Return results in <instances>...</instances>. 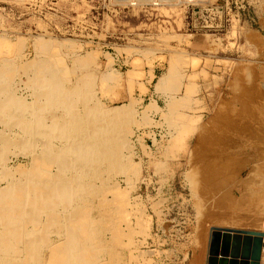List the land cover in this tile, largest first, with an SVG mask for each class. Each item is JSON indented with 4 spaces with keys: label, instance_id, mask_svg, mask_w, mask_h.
<instances>
[{
    "label": "rangeland",
    "instance_id": "obj_1",
    "mask_svg": "<svg viewBox=\"0 0 264 264\" xmlns=\"http://www.w3.org/2000/svg\"><path fill=\"white\" fill-rule=\"evenodd\" d=\"M240 2L216 21L184 5L165 14L103 0H0V69L19 95L32 93L26 65L45 61L59 87L87 83L90 111L124 107L85 181L94 264H205L218 216L264 230V0ZM72 106L80 111L82 97ZM45 242L32 252L0 246L9 264H43Z\"/></svg>",
    "mask_w": 264,
    "mask_h": 264
},
{
    "label": "bare ground",
    "instance_id": "obj_2",
    "mask_svg": "<svg viewBox=\"0 0 264 264\" xmlns=\"http://www.w3.org/2000/svg\"><path fill=\"white\" fill-rule=\"evenodd\" d=\"M178 5L182 4H163L152 8H157L167 14L168 11H174ZM184 6L189 8L186 5ZM118 7L125 8L123 6ZM199 8L200 11L197 14L201 18L203 15L210 18L211 14H214L216 21H220V11L215 5V0H207L206 3L199 5ZM231 24L237 25L238 20L232 19ZM26 67L25 70L35 69V73L31 77L29 76L28 82H26L32 91L27 96H21L17 90L15 91V89L11 88L7 82V80H10L8 77L11 73L9 72L7 77L4 70L0 69V245L10 246L15 242H21L24 249L26 248V250L32 252L36 246L35 244H42L41 242L45 240L46 242L43 245L44 254L42 256L43 264H94L95 262H92V257L94 256L93 224L92 220L90 221L87 218V206L82 205L87 200L89 190L85 181L87 171L94 170L96 165L103 161V156L108 154V139L106 136L108 133V122L110 119L122 115L124 107H116L108 112H103L101 111L102 109L94 107L96 111L92 112L87 106L91 91L87 87V83H84L85 81H82L85 86L67 90L58 86L55 74L45 61H32ZM58 77L60 78V76ZM262 88L264 94V86ZM75 96L82 97L80 111L72 106V100ZM93 114H95V121L91 122L90 116H93ZM262 137L263 143L261 147L264 149L263 131ZM257 158L259 157L257 156ZM20 159L26 164L20 163ZM12 160L17 161L14 166H10ZM128 165L130 164L128 163ZM218 165L220 168V162ZM219 168L217 171L215 170V174L217 172L219 175L218 172L222 171ZM260 171L258 170V172ZM250 176H254V174ZM123 192V190H117L116 196H120L119 200L121 198L124 200L123 195L125 193L123 194ZM252 193L254 194V192ZM123 200H121L122 203ZM226 220L221 219L220 216L212 220V224L215 223L219 226L211 225L210 233L207 232L210 238L214 229L218 230L219 233H224L225 230H235L242 237L244 235L241 232L264 234V230H239V228L236 230L230 228L237 225L233 219V222L231 219H229L230 222ZM122 222L127 224L126 221ZM45 224L60 226L63 230L44 233L42 228ZM220 225H223V227ZM127 227L129 228V225ZM145 228H147V224ZM143 232L145 233V230ZM230 234L232 236L236 235ZM254 237V235H251L252 239ZM210 238L209 241L207 240L208 256L205 264H207L209 258ZM262 242L260 264H264V236L262 237ZM3 246H0V264H9L11 255L4 250L6 248ZM22 254L21 252L19 256ZM27 256L29 257V255ZM95 256L96 261L97 255ZM17 259L22 260L21 257ZM197 259L195 255L196 262ZM12 260H14V257Z\"/></svg>",
    "mask_w": 264,
    "mask_h": 264
},
{
    "label": "water",
    "instance_id": "obj_3",
    "mask_svg": "<svg viewBox=\"0 0 264 264\" xmlns=\"http://www.w3.org/2000/svg\"><path fill=\"white\" fill-rule=\"evenodd\" d=\"M230 233L236 234L231 235ZM225 230L219 233L214 229L209 245L207 264H260L264 234ZM251 235L255 237L252 239Z\"/></svg>",
    "mask_w": 264,
    "mask_h": 264
},
{
    "label": "built area",
    "instance_id": "obj_4",
    "mask_svg": "<svg viewBox=\"0 0 264 264\" xmlns=\"http://www.w3.org/2000/svg\"><path fill=\"white\" fill-rule=\"evenodd\" d=\"M113 5L116 6H123V7H153V6H159V5H163V4H182V5H186L189 8L192 9V11L194 10H198L200 11L199 5L206 3L207 0H105ZM243 0H241L240 5L241 7H244L243 5ZM215 5L218 7V11H222L223 9H228L229 11H231L234 8H236L237 6V0L232 1V0H215ZM141 133H137L135 135L136 138H138V136H141Z\"/></svg>",
    "mask_w": 264,
    "mask_h": 264
}]
</instances>
